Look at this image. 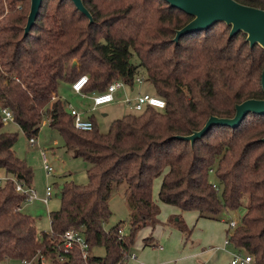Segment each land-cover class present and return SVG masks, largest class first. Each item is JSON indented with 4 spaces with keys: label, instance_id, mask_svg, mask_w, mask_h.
<instances>
[{
    "label": "trees",
    "instance_id": "obj_1",
    "mask_svg": "<svg viewBox=\"0 0 264 264\" xmlns=\"http://www.w3.org/2000/svg\"><path fill=\"white\" fill-rule=\"evenodd\" d=\"M19 1L0 0V169L33 185V169L14 149L18 134L5 130L1 111L8 109L29 140L45 122L60 133L67 151L88 164L87 184L64 185L61 207L50 214L51 232L42 234L22 212L26 197L12 182L1 187L0 260L45 255L51 264H85L79 248L64 252L61 236L76 229L90 252L105 251L87 264H124L136 234L159 224L152 184L161 177L158 200L181 212L211 221L242 212L227 236L264 264V115L248 114L235 128L213 126L192 144L177 138L199 131L211 116L232 118L237 104L264 99V49L250 47L243 32L229 37L230 26L221 22L174 42L193 18L164 0H81L92 22L69 0H43L25 36ZM234 1L264 11V0ZM83 75L84 94L103 93L117 80L131 88L141 77L166 106L125 115L107 134L91 117V131L77 130L58 90ZM121 186L129 230L124 233L120 222L106 232L109 201ZM171 223L189 239L181 216ZM144 243L155 247L151 237Z\"/></svg>",
    "mask_w": 264,
    "mask_h": 264
},
{
    "label": "rangeland",
    "instance_id": "obj_2",
    "mask_svg": "<svg viewBox=\"0 0 264 264\" xmlns=\"http://www.w3.org/2000/svg\"><path fill=\"white\" fill-rule=\"evenodd\" d=\"M4 2H6V0H4ZM48 2L50 4H56L58 0H48ZM6 4L7 3H5V6ZM16 9L25 13V23L27 24L31 9V0H20L17 2ZM132 62L137 64V59L134 57ZM123 90L130 91L128 88H124ZM58 91L60 97L67 103L68 110H70L69 108L71 106L82 116L84 114L85 117L93 118L101 134H107L112 125L116 121L122 119L126 113L130 112L127 115H133L132 113H135L133 111L131 112V110L129 111L122 102H119L123 100L124 97H117L118 93L116 94V101L114 103L91 111V94L78 96L72 91L71 85L65 82H61ZM139 92L154 95L152 86L146 82L142 83ZM127 98L129 97L127 96ZM5 130L18 134V140L14 148L15 152L34 172L32 186L33 190L36 192L37 198L32 201H27L22 207V212L35 220L36 227L40 234L50 233V214L58 211L61 207V191L64 185L70 182L77 185H86L88 164L81 158H74L67 151L65 140L60 133L51 129L49 125H44L42 127L38 137H35L36 143L34 145L30 143L29 138L25 136L15 123H6ZM43 154L47 156L48 165L53 169L50 174L47 173L44 167ZM5 174L6 173L0 169V176H4ZM161 180V177H158L152 184V199L157 203L160 210L158 216L159 225L154 228V231H152L151 228H144L136 234L130 249V256H128L124 264H156L158 262V256L161 257L163 255L159 250V246L164 247L167 252L176 254V257H179L183 251L189 250L191 247L197 248V250H213L214 252L211 254L214 257L225 254V252L217 250L223 245L226 237L223 233L225 224L206 219L198 220L194 211L181 212L173 208V206L160 203L158 200V192ZM48 186L53 187V196L50 198L49 204H44L42 199L46 195V188ZM122 190L123 186L113 194L109 201L111 216L103 225L106 232L116 224L124 222L122 225L123 232L128 233V210L122 195ZM241 215L242 212L234 211L225 216L224 219L227 223L229 220L237 222ZM177 216H181L184 224L191 231L188 240H186L185 235L171 223L173 220L176 221ZM227 227L228 225L226 229ZM149 237L152 238L155 247L145 245L144 240ZM185 241L189 242L183 245ZM228 250L234 251L235 248L230 244L227 246V251ZM104 253L105 251L102 247H95L91 250V255L96 257H102ZM131 256L134 257L132 258ZM5 264L19 263H13L7 260Z\"/></svg>",
    "mask_w": 264,
    "mask_h": 264
},
{
    "label": "water",
    "instance_id": "obj_3",
    "mask_svg": "<svg viewBox=\"0 0 264 264\" xmlns=\"http://www.w3.org/2000/svg\"><path fill=\"white\" fill-rule=\"evenodd\" d=\"M77 10L85 15L89 22L92 17L83 6L81 0H69ZM170 7L176 8L183 13L191 16L193 19L176 31L174 42L186 34L207 30L212 25L221 22L230 26L229 37L238 32L246 34V41L249 46L257 44L264 49V11L258 8L248 7L237 3L234 0H164ZM43 0H31V9L25 27V36H27L36 23ZM77 62H74L76 65ZM261 89L264 94V66L260 74ZM264 115V99L246 100L235 106V113L232 118H217L211 116L205 122L204 126L197 132L189 136L177 137L190 142L191 144L201 138L213 126H225L235 128L248 115ZM264 142V139H263Z\"/></svg>",
    "mask_w": 264,
    "mask_h": 264
},
{
    "label": "built area",
    "instance_id": "obj_4",
    "mask_svg": "<svg viewBox=\"0 0 264 264\" xmlns=\"http://www.w3.org/2000/svg\"><path fill=\"white\" fill-rule=\"evenodd\" d=\"M87 81H88L87 76L85 75L81 76L75 83L72 84L73 91H75L78 94H81L83 87L87 84ZM141 83H143L142 79L136 78L135 84H141ZM124 88H128V86H126L121 81L117 80L112 82L103 93L91 94L92 110L96 109L97 107L114 103L116 101V94L120 91H123ZM119 102H122L126 107H128L135 113H140L147 107L161 110L164 109L166 106V103L163 99L155 95H150L148 93L138 94L133 100L124 98V100H121ZM1 112L3 115V122L5 124L8 122H14V117L11 111H9L8 109H2ZM70 112L74 117V125L77 130L83 132H89L92 130L93 125L89 119H85L74 108H70ZM30 143L34 145L36 143V139L35 138L30 139ZM43 162L47 173L50 174L53 171V169L51 166L48 165V158L45 154H43ZM210 173L212 174L213 171L210 170ZM9 182H12L15 185V190L17 193L24 195L26 197V202L35 200L37 198L36 192L33 190V186H26L20 183L15 177L11 175L0 176V188ZM212 188L214 189L215 192H218V187L216 186L215 183H212ZM45 194L46 195L42 199V202L44 204H48L50 198L53 195V187L48 186L46 188ZM227 225H228L227 227L228 231H232L237 226V222L230 221ZM119 234L121 236L122 232L119 231ZM61 238L64 244V249H65L64 252L68 253L70 250H72L75 247L79 248L81 258L85 262V264H87L86 261L91 256V252L88 250V245L85 242V238L80 233V231L76 229L68 230L61 236ZM230 244L231 242L229 240V236L226 235L223 243V247H227ZM131 257L133 258L134 256ZM51 260L52 259L50 256L38 255L30 261L23 260L19 264H39V263L51 264ZM61 260L63 261L64 259L61 258ZM5 261L7 260H0V264H5ZM230 264H257V263L250 254L244 252L241 249L235 248V250L231 253Z\"/></svg>",
    "mask_w": 264,
    "mask_h": 264
},
{
    "label": "crops",
    "instance_id": "obj_5",
    "mask_svg": "<svg viewBox=\"0 0 264 264\" xmlns=\"http://www.w3.org/2000/svg\"><path fill=\"white\" fill-rule=\"evenodd\" d=\"M142 85L141 84H135L133 87H128V90L126 91H121V92H118L117 94V97L121 98V97H124V98H127V96L129 98L127 99H130V100H133L138 94H141L139 92V88L140 86ZM72 87V85H71ZM138 90V91H137ZM73 91V89H72ZM76 95L78 96H83V95H87V94H84L83 92L81 94H78L76 93L75 91H73ZM131 97V98H130ZM118 98V99H119ZM124 100V99H123ZM102 107V106H101ZM126 107V106H125ZM70 108H72L70 106ZM69 108V109H70ZM100 108V107H97V109ZM129 111L131 109H129L128 107H126ZM91 111H95L92 110V107H91ZM132 112V110H131ZM130 113V112H129ZM129 113H126L125 115L129 114ZM124 115V116H125ZM83 116L85 117V115L83 114ZM86 119H88L89 117H85ZM14 123V122H13ZM44 125H48L47 122H45ZM53 196V195H52ZM161 203V202H160ZM49 204V202H48ZM163 204V203H162ZM175 208V207H173ZM177 209V208H175ZM195 215L197 216V219H201V218H198V214L196 212H194ZM207 220V219H206ZM230 221V220H229ZM232 221V220H231ZM216 222H221V223H224L225 224V228H224V235L226 236L227 235V232H228V229H226V221L225 219L223 218L221 221H216ZM159 225V224H157ZM156 225V226H157ZM155 226V227H156ZM154 227V228H155ZM146 228H149V227H146ZM154 228H152L151 230L154 231ZM189 241H185L183 243V245L187 244ZM163 243V242H162ZM159 250L161 253H163V255L160 257L158 256V262L156 264H230V260H231V253L233 252V250L231 251H227V247H223V245L218 248L217 250H221L223 252H225V254L223 255H220V256H217V257H214L211 253H213L214 251L213 250H205V249H200V250H197V248H189V250H186V251H183L181 255H179V257H176L177 255L176 254H172L170 252H167L166 249L164 247H160L159 246ZM166 252V253H165ZM223 257V258H222Z\"/></svg>",
    "mask_w": 264,
    "mask_h": 264
}]
</instances>
